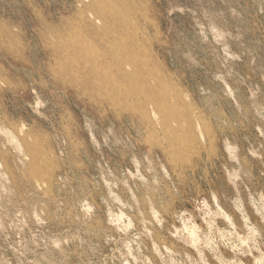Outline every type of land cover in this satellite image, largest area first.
Here are the masks:
<instances>
[{
	"label": "rangeland",
	"instance_id": "rangeland-1",
	"mask_svg": "<svg viewBox=\"0 0 264 264\" xmlns=\"http://www.w3.org/2000/svg\"><path fill=\"white\" fill-rule=\"evenodd\" d=\"M90 2L0 0V264H264V0H111L159 84L98 101Z\"/></svg>",
	"mask_w": 264,
	"mask_h": 264
},
{
	"label": "bare ground",
	"instance_id": "bare-ground-1",
	"mask_svg": "<svg viewBox=\"0 0 264 264\" xmlns=\"http://www.w3.org/2000/svg\"><path fill=\"white\" fill-rule=\"evenodd\" d=\"M110 1L91 0L89 7L92 9V14L84 20L89 29L93 30L94 35L100 41L98 43L103 44L100 46L101 48L97 46V49L99 48L97 55L95 54L96 56H92L89 60L92 62L99 61L102 67L93 65L89 76L94 78L90 79L87 77L83 84L78 83L77 79L72 80L74 81L72 84L83 90L86 96L94 101L101 99V97L100 99L97 97L98 93L95 92L96 90H99L97 92L105 91L107 94H114L120 89L145 93L159 84V77L154 75L147 66L150 60L144 57L143 50L140 48L141 45L138 44V41L136 42V38L138 39L136 35L135 37L129 36L127 41H125L121 36L114 35L110 37L108 33L113 27L107 26L106 24L97 25V22L105 21L106 10L111 4ZM49 30L55 37H59L62 32L60 29ZM83 38L82 34L80 36L75 34L74 38L67 39L66 43L76 49L79 46H84ZM81 58L84 60V57ZM104 97L102 99L103 101L108 98L106 95ZM146 98L147 102L154 105L157 112H164V103L160 101V98L167 100L166 94L159 96L149 94ZM177 100L182 102L180 96H178Z\"/></svg>",
	"mask_w": 264,
	"mask_h": 264
}]
</instances>
